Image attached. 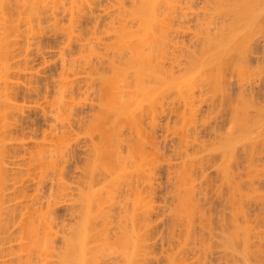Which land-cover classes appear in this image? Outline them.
<instances>
[{
	"label": "bare ground",
	"instance_id": "obj_1",
	"mask_svg": "<svg viewBox=\"0 0 264 264\" xmlns=\"http://www.w3.org/2000/svg\"><path fill=\"white\" fill-rule=\"evenodd\" d=\"M65 1L66 0H12V1L11 0H0V78H2V81H3V79H5V81H7L6 79H8L9 76H11V75H12L11 76L12 78H13V76H16V77H18V79L21 76H24V78L25 77H27V78L31 77L32 78V74L27 72L29 70L30 66L34 65L32 63H34L35 59H37L40 56L45 59L44 54H47L50 52V51L44 52V50H43V52L41 51L42 53H40V54L37 52H36L37 54L35 53V47H36L37 51L42 50L43 46H41V44L45 43L42 41L43 40L46 41L45 35L43 32V30H45L46 28L43 26V22L46 23L48 21V23H49V22L53 21L54 22L53 24H55L54 25L55 28H57L59 26L58 28H60L61 31L64 32V34L66 35L67 43L68 44H76V46L79 47V49H80L79 53H78L79 59L74 58V59H70L68 61L65 57L63 58V62H64L62 65L63 71H62V73L60 72L59 77H61V78H59V86H58V89L56 92V96H55V98H53L54 100L52 101V104H51L53 107L50 106L51 108H53V111H54L53 113L55 114V118L53 116L54 115L53 113H52L53 115H51V116H53L54 120H58L60 123L62 122V124H63V121H65V120H71L72 115L74 114V109L79 107L78 106L79 104L82 105V102H83L81 100L82 97L83 98L85 97V99H86V93L87 92L85 93L84 91H87L88 89L86 88L87 90L86 89L84 91L79 90L80 92H77L78 90L77 91L75 90V88L73 87V84L68 83V81H70V80L68 79L69 77L67 78L68 72H66V70H70L74 73L76 66H80L76 72H79L82 69L84 71H86L88 69V67L92 68V66H94L96 64V62H97V64H100V61L103 59V57H102L101 53L96 49L95 45H93V44H95V42H102L103 40L102 41L98 40L94 36L89 37V38L85 37V39H84L81 32L82 33H83V31H84V33L87 32V35L88 34L95 35L97 32L100 33L101 30L97 31V29H99L101 25L99 24L100 26L98 28V24L97 25H95V24L98 23L99 18L102 21L103 20L105 21V17L106 18L109 17L111 19V22L109 24H107L105 27H107V29H106L107 32L111 33V35L113 34L112 35L113 38L111 37L113 39V41H111V43H109V45H111V49L113 50L112 51V53H113L112 57H110V59H109V68H110L109 74L110 75L107 76L108 73H106V75H105L106 77H105L102 74H100V72H97L99 69L91 70V72L92 71L97 72L98 79L100 81V85H103V88H104V89L102 88L103 90L100 89L101 91L99 90L98 93L101 94V92H102L103 96H102V102H100L101 100L100 101L96 100V101H98V106L97 105L96 106L99 107L97 109V112H95L96 110L93 109V111L96 114L90 115L91 118L87 119L89 122H86L87 120H85L86 125L84 127L82 126L83 128H85L86 131H88V133L93 129H94V131H96L95 128L97 129V131L99 130L98 131L99 132L98 137H100V139L98 140L99 143L97 145L95 143H93V140H91L92 144H93L92 145L93 146L92 147L93 153H92L91 157L89 156L90 158H88V157H86V158L88 159V161H91L92 157H93V159H92V163L90 164V169L88 166L89 172H87L85 174V172H83L84 170L82 171V173L84 175L81 174V176H85V177H83V178H85L84 181L81 180L83 182H81V181L79 182V184L81 183L80 185H82V189H80L81 186H78V184H77V186H78L77 188H79V189H77L76 187L68 185V183L66 184V180H64L65 177L67 179L69 177L67 174H66L67 175L66 176L63 173V171H64L63 164H64V162L67 161L66 157L68 155H66V154L68 153V149L71 148V147H68V145L69 146L71 145L68 141L72 139V138L68 137V134H70V133L66 134L64 131H63L64 133L62 131L61 132L58 131L60 133V135L59 136H56L57 134L54 135L57 138L54 140L53 144L51 143L52 147L45 148L46 147L45 146V147H43V150L39 151V153H35V151H34V153L38 156V157H36V159H38L37 161H39V165L36 162H35L36 164H34V166L38 165V167H39L38 168L36 166V168H38L39 170L37 171V169H36L38 174H35L38 176L37 178L39 180L37 182V184L35 183V186L37 187L36 188L37 189L36 194H39V193L41 194V192L38 189L40 186H42V183H43V187H41V188H43V189L46 188V190H47L48 185L45 183V181L47 178L46 182H48V180H50V177H51V175H50V177L48 176L49 173H47V172H49V171L53 172L54 171L56 177L53 175L54 172L52 173V175L55 177V180H54V177L53 176L52 177H53V181L57 180V182H55V183H57V185L54 184V182L50 181L53 183V185L50 188L51 185L49 184L50 185L49 189H51V191L49 190V192H50L49 194L53 195V197L55 199L53 197H52L53 199L48 198L49 200H47V203L45 202V204H47L46 209L41 208L43 210H41L39 208V206H37V204L33 203V202H37V199L39 197L44 198V196H39L40 194L37 196L35 194L36 196H34V197H36V198L38 197V198L36 199V198L32 197L33 199H32V201H30L31 202L30 205H28L29 203L27 202L28 204L25 207V209H27L26 212H24L23 210L20 212L23 215V217L21 218L22 220L20 222V225L18 224L20 228L17 227V228H19L18 230L20 231V233L17 235L16 233L18 232V230H16L17 231L16 233L13 231V233H15V236L20 235L19 236L20 240L18 238H16L17 236L15 237L17 240L20 241V242H17V244H19V243L20 244L19 245L16 244L19 247L18 248L15 247L14 251H16V252H17V250H20V251L17 253V256H14L15 253H14V251H13L14 254L12 253V248H9V249L11 250V253L13 254V256L17 257L16 258L17 261L14 259L15 262H17L16 264H48L49 260H50V264H53V263L54 264H103L102 262H105V261H102V260H104L106 257L109 258V256L111 255L108 262L112 261L113 257H114L112 255H115V254H117V256H118L117 257L118 259H116V257H115V259L118 261L116 262V260L114 259L115 262L114 263L110 262L111 264H142L141 263L142 260L139 263V258H140L139 255L140 254L141 255L146 254L143 251H141V249L143 250L142 247L145 248L144 251L147 250L146 248H149V250H150V248L152 247V246L151 247H145V245H144V243H145L144 240H145L146 236L149 235L148 230L151 231V227L153 228V230L158 228V227L154 228L155 224L153 225L154 227L151 225L149 228L148 224H150V223H146L149 220V218H147L148 219L147 220L146 217L147 216L149 217V214L151 215L150 210L152 209V205H154V203L151 202L153 204L150 205V203L148 202L149 204H147V200H145V199L147 197L149 198L148 195H150V194H147V192H144L143 189H140V188L138 189V187H137V186L140 187L141 183L137 185L136 182L139 183L138 180H140V181L143 180L142 178L144 177V174H146V175L149 174V175H147V177L149 176V178L151 177L150 174H156V176H154L156 178L155 180L153 179L154 177L150 179V180H154V182L150 181L149 178L148 179L144 178L145 182L149 183V181H150L151 184L152 183H154V184L158 183L156 180L161 181V179H159L160 175L157 176V174L164 175L162 171H164L165 169H166V171H165L166 174H168V175L171 174V178H173V176H174V178H175V182H174L175 185L174 186L176 187V190L173 188L174 189L173 192L174 191L176 192V193H174V195L176 197L174 195L173 196L170 195V196L175 197L174 199L172 198V200H176V201H174V204L176 202V206L174 205L175 206L174 207L173 204L172 205L170 204L169 207H171V206L174 207L173 211L175 209L174 212H175V216H176V221L178 219V220H181L182 223L183 222L185 223L186 231H185V227L182 224L185 233H183L184 234L182 236L183 239L180 237V241H181V239L182 240L185 239V240H187V242L190 240L188 243H191V241L195 239L194 236L196 237V235H197V233L195 232V229H194L195 227L193 228V226H195L198 223L200 225H202L200 222H197L200 220H194V222L196 221V223L194 225L193 219L194 218L200 219L198 217L199 216L201 217L203 214L206 213V210H205V213H203L204 209H205L204 207H202V205L204 204L203 203L204 201L202 202L203 204L200 203L201 200H199V197H198L199 193H197V191L199 189H201L203 187V185H204V190H202L203 189L202 188L201 191H205L206 183H208L207 179H206L207 182L205 181V175L202 174V168H204L203 167L204 164L207 163V165L210 164V166L215 167L216 174L217 175L219 174V177L222 180L221 186L220 187L216 186L217 192L219 193V195L222 191L225 194L224 190L226 188L224 190L222 189L224 187H227L229 193L234 194L231 197L230 195H232V194H229L228 191L226 190L227 195L229 194V197L226 198L227 201L225 200V198L223 196H221V195L219 196V198L220 197L224 198L226 203L225 202H223V203H225V204H227L228 202L231 203V201L233 200L232 201L233 203H231V204H234L232 206V208L235 207V205L237 204V203H235L236 199H238L237 201H239V199L242 198V201L244 203L246 200H249L250 196H252V197L254 196L253 195L254 191L256 194L259 193V192H256L257 187H256L255 183L257 182L256 180L259 178L260 174H258L256 172L260 168L264 172V170H263L264 168H262V167H264V164L263 165L261 164L262 167H260L259 169H258V167H259V165H258V167L255 168L258 170H255L254 168H252V167H255V166H253L254 165L253 162H251L250 164L247 163V164H249V165H246L248 167L247 169H249L247 171V173H249L248 174L249 177L252 176V178H253L252 182L254 181V183L252 184L253 185L252 187H256V188H254L255 189L254 191L251 190L252 188L249 189L250 191L248 190L249 193H251V191H253V192L250 195H249V193H247L249 195V197L245 201L243 200L242 195H241L242 197L240 198L239 197L240 195L237 196L235 194L238 193V191L242 190V189H240L241 186L243 188L244 183L246 182V180L248 181L249 178L245 177L247 179H245L244 183H241V181H238V180H240V178H242V176L238 175L239 171H238V173L237 172L235 173V171L233 169H235L234 166L238 165L236 163H239V162H236V160L238 159L237 158V152H238L237 150H240L239 147L241 148V150L244 149V152L247 153L246 156L249 157V159L251 157H253L252 155H253V153H255V148L259 143V138L257 136L258 135L262 136L263 132H261L258 135L256 132L255 135H257V136L253 135L252 133H255V130L253 131L252 128L255 129V127L257 125H252V123L253 122L255 123V121H256L255 118L257 116L259 118L260 114H257V116H255V118L253 117L252 120H255V121H252L250 119V117H251L250 111L251 110L249 111L246 109V111H245L243 108H240L242 106H239L240 109L236 108L239 105L238 101L231 102L232 100L228 99L229 94L228 95L226 94L228 97L226 95H224L225 94L224 93V86H225V84H224L225 80L224 79L225 78L223 77V74L226 73L224 71L225 68H226V70H227V68L229 69V66L233 63L235 64V66L238 67L237 61L233 60V58L237 59L235 57L236 51L239 52V48L241 49V47H243L245 41H247V39L252 38L250 35L254 34L255 30L260 29L259 25H261L262 20L264 21V0H67L66 2L68 3V7L66 8V13L69 14L68 16L70 17V22L66 26H63V25L60 26L59 21L61 19L59 21H57L59 15L57 16V14H56L57 18L55 16H53V18H50V17H48V15H46L47 13L44 14L43 12L45 11V9L49 8L48 7V8L44 9V7H46L49 3L50 4L52 3V5L54 7H56L55 5L61 4L60 9H62L63 8L62 4ZM199 1H200V4L201 3L203 4V5L201 4V8H199L200 4L197 7V4L199 3ZM57 10L55 12H57ZM60 13H58V14H60ZM188 15H190L189 18H188ZM224 16H227L226 17L227 20H226V22H221V21L225 20ZM51 17H52V15H51ZM220 18H222V19L224 18V20H222ZM218 19L221 21H219ZM66 20H68V19H66ZM102 21H100V22H102ZM189 22H190V24H191V22H193V24L195 22L194 26H192V27L196 28V29L194 28L195 32L193 31V33H192L191 30H193V28H191V30H190V32L192 34L189 33L190 26L187 28V26L189 25L188 24ZM262 24H264V22ZM87 26H90V27L92 26V28H88ZM263 27H264V25H263ZM43 28H45V29H43ZM58 28H57V30L59 31ZM79 29H81L82 31ZM52 30H55V29H52ZM261 30H262V28H261ZM50 31H51V29H50ZM263 31H264V29H263ZM103 32H105V31H103ZM56 33H58V32L56 31ZM99 33L97 34V37L99 36ZM47 34H48V31H47ZM249 36H250V38H249ZM262 36H263V33H262ZM189 37H190L189 42H191L190 43L191 46H190V44L187 45V42H188L187 40H186V42L184 40V38L187 39ZM90 38H92L94 40H91ZM179 39H182V40H179ZM84 40H86L87 42H83ZM105 41H106V39H105ZM240 41H241V43H243L242 41H244L242 46H239ZM254 42H255V39H254ZM254 42L252 41L251 44L254 45ZM45 44H47V43H45ZM252 45H250V46H252ZM44 46H46V45H44ZM103 46H104V44H103ZM106 46L107 45H105V47ZM250 46L247 45V47H249V48H250ZM47 47H49V46L47 45ZM88 47H89V50H88ZM191 47H193V48H191ZM252 48H253V46H252ZM252 48L250 50H252ZM86 50H88L87 55L85 53ZM255 50H256V47H255ZM257 50H259V49H257ZM262 51H263V49H262ZM244 52H246V50ZM38 54H39V56H36ZM92 54L95 55V61L96 62H94V60L90 59V55H92ZM181 54L182 55L185 54L186 59L184 58L185 56H182ZM239 54H240V52H239ZM32 55L34 57H32ZM180 55L182 56L181 57L182 59H180ZM245 55L247 56V54H245ZM245 55H243V56H245ZM250 55H251V53H250ZM240 57H241V55H240ZM183 58H184V63H183ZM250 58H251V56H250ZM11 60L13 62H11ZM231 61H233V62L230 63ZM239 61L240 60H238V62ZM243 61H245V60H243ZM228 62L230 63L229 65L227 64ZM180 63L181 64L183 63L184 65L183 64L180 65ZM226 65H228V67ZM96 66L99 67L98 65H96ZM181 66H184V67H181ZM262 66H264V65H262ZM240 67H242V66H240ZM259 67L261 68V66H259ZM93 68H95V67H93ZM230 68H231V66H230ZM232 68H235V67H233V65H232ZM236 69H238L237 72L239 73V71H240L239 69H242V68L238 67ZM236 69H232V70H236ZM245 70L247 71L246 68H245ZM257 70H259V69H257ZM232 72H234V71H232ZM251 72H253V71H251ZM241 73L239 75H241ZM92 76H94V75H92ZM228 76H229V74H228ZM11 77H10V79H11ZM240 79H241V77H240ZM28 80L30 81L31 79L29 78ZM5 81H3V83ZM8 81H10V80H8ZM8 81L5 82L6 84L4 83L3 86L0 85V89H1V86L3 87V90L5 88L4 91L7 92L6 94H10L9 96L14 97V99H16L18 97L21 98L20 93H21V95H23L22 93L24 92V90L21 91L23 88L21 89L20 87H17L16 82L15 81L12 82L13 80L10 81V84ZM27 81L25 80V82H27ZM226 81H227V79H226ZM229 81H227L226 83H228ZM243 82H245V81H243ZM0 83L2 84L1 81H0ZM7 84H9V85H7ZM33 84H31V85L34 86ZM228 84H226L227 87L230 86ZM4 85H6V86L4 87ZM80 87L81 86L78 85L76 88L79 89ZM89 87H91V86H89ZM100 87H102V86H99V88ZM36 88H38V87H36ZM36 88L34 90H36ZM69 88L71 89L70 92H69ZM242 88H244V86H242ZM90 89L91 88H89V90ZM228 90H230V89H228ZM4 91H1V93ZM5 92L2 94V96H5L4 95ZM66 92H68V94H67L68 97L70 94L71 99L70 100L68 99L69 101L68 100L65 101L66 97H67V96L65 97ZM246 92H248V91H246ZM1 93H0V97H2ZM229 93H230V91H229ZM35 95H34V97H35ZM98 95L96 94V97ZM223 95L226 97H224ZM248 95H249L248 97H249V101H250L251 100L250 98L252 96L250 97L251 94H248ZM242 96H240V98L239 97L238 98L242 99L243 98ZM8 97L6 95V97H5L6 100L4 99V101H0V118H1V120H3V119L5 120L4 123L7 122L4 125H2V124L0 125V233L3 232L5 229V222L7 221V218L9 221L10 220L9 216L10 217L14 216V214L18 215L15 213L17 204L15 205V208H14L13 204H12L13 207L9 206L10 204L6 205V207L7 206L9 208L12 207L10 210H6V208H5V203L9 200L8 197H6L9 193L5 194L6 193V187H8V185H9L8 180L11 179V176L14 177V175H12V174L10 175L7 168L5 166H3L4 155H5V153H9V150H10L9 148L11 146L10 145L8 147L6 145V139L7 138L16 139V137H17L15 134L16 131L18 129H20V127L24 128V126H21L20 124L18 125L16 123H15L16 126H13L14 122L12 123V119L14 117H15L14 119L17 118L16 114H18L17 111H19L18 109L20 107L16 104L12 103V100H13L12 97H11L12 98L11 101H10V97L9 98ZM64 97H65V100H64ZM96 97L94 99H96ZM98 97H101V96H98ZM208 97H209V100H211L210 97L219 98V99H223V97H224V99L227 98V101L230 100L229 102H227L225 100V102H227V103L231 102V103H237L238 104V105L237 104L231 105V107L234 108V109L231 108L234 111V112L231 111V113H234L235 115L231 114L232 117L231 116L230 117L232 118L231 119L232 121H234L233 118H235L234 124L236 126H238L240 130H238L237 127L235 129L231 128L233 126L232 121H228V120L227 121L231 123V124L230 123L229 124L232 125L230 128L233 129V131H235L237 129L236 132H237V134L239 133V135L234 133V135L232 137V136H230L232 132L230 134H227V131H229V132L231 131L228 128L230 126L229 125L227 127L228 128L227 131H225L226 129L224 130V132L226 134V135L224 134V136L221 133L223 131V130L221 131L222 128L221 129L219 128L220 132H217V131H219L217 128V130L216 129L212 130V132L214 130L216 131V133H215V131L213 132L216 134V136H215V134L212 133L213 136H215V137H212L213 139L211 138V139H209V141H205L204 138H203V140L199 139L202 137H198L196 129H197V127L199 128L200 125H201V127H203L205 125H202V121H201L199 123V126H198V118L201 117L202 115H205L202 112V110L204 111L206 109H208V110L212 109V108H210V109L208 108L209 106L207 105V101H206V100H208ZM49 98H51V97H49ZM77 98H78V100H76ZM246 98H247V96H246ZM171 99L172 100L174 99V102H176V100H178L177 101L178 103H179V101H182L183 102L182 105L184 107L182 110V107H181L182 105L178 106L180 104H178L176 102V104H178L176 106L178 108L181 107L182 111L179 110L180 112H177L176 111L177 107H176V110L174 109L177 112L176 113L177 115H175L176 116L175 118H177V120L175 123L173 122L174 124L169 123V118L171 117L170 112L174 111L172 109L175 107L173 101H172V104L170 103L171 109L168 106ZM0 100H3V99H0ZM168 100H170V101H168ZM211 101H212L211 103L209 101L208 102L210 104L215 102L214 99ZM216 101L218 102V99H216ZM47 102H49V101H47ZM182 102H180V103H182ZM50 103H51V101H50ZM203 103L206 104L207 108L205 107V105H204V109L200 108L201 104H203ZM221 103H222V100H221ZM254 103H255V101H254ZM214 104H216V103H214ZM166 105L170 110V112H168L167 114L165 113V111L167 109V108H165ZM47 106H49V105L47 104ZM215 106L220 107L221 105H219V106L214 105L212 110H214V108H216ZM224 107H226V106H224ZM249 107H251V106H249ZM222 108H223V106H222ZM255 108H257V107H255ZM221 109H219V110H221ZM257 109H261V108H257ZM47 110H49V109H47ZM241 110H244V112L249 111L248 114H250V116L247 113H246L247 115H245V114L243 115L244 112L242 111L243 112L242 113ZM221 111H220L221 113H224L223 110H221ZM211 112L208 114H211ZM220 112L218 114H220ZM201 113H202V115H201ZM214 113L217 114V108H216V111ZM43 114H45V113H43ZM48 114H50V112ZM213 114L211 115V118L212 117L215 118L213 116ZM263 114H264V112H263ZM215 116H218V115H215ZM246 116H249V119ZM45 118H49V116L45 117ZM173 118L174 117H172V119ZM206 118H207V116H206ZM209 118H210V116H209ZM217 118L218 117H216V119ZM9 119H11V121H9ZM73 119L76 120L75 116ZM172 119H171V122H172ZM1 120H0V122H1ZM200 120H204V118L201 117ZM207 120H208V118H207ZM23 121H25V120L23 119ZM30 121L31 120H29V122ZM206 121L204 120L203 122H206ZM208 121L210 122V120H208ZM77 122H80V124L83 123L81 121H77ZM263 122L261 123L262 126L264 124ZM55 123H56V121H55ZM65 124H63V127H65L64 126ZM145 124L147 125V127H145ZM203 124H205V123H203ZM209 124L210 125L213 124L212 120H211V123H209ZM210 125H207V126H210ZM260 125H258V126H260ZM26 126H28V125H26ZM52 126H54V125H52ZM217 126H218V123H217ZM252 126H255V127H252ZM22 128H21V130H22ZM53 128L55 129V126ZM58 129H61V128L58 127ZM259 129L261 130V128H259ZM199 130H201V129L199 128ZM256 130H257V128H256ZM55 131H57V128L55 129ZM97 131H96V134H97ZM210 131H211V129H210ZM238 131H240V132H238ZM161 132H163V135H164V133H166V135H165L166 141H168L170 139V136H173V135H174L173 137H176V138H174L175 140L171 137L172 139H170L169 142L171 140H174V141L178 140V144H175L176 146L177 145L178 146H177V148H174L173 151L175 153H177V155L180 156L179 158L181 159V162L178 161L179 163L178 162H177L178 164L175 163L176 165L173 164L174 163V162H172L173 159L170 158V156L164 155V153L162 152V150H163L162 146H164V145H162L160 142H163V140L159 141V139H158ZM86 133L87 132H85V134ZM209 133L211 134V132H209ZM54 134H55V132H54ZM21 136H22V134H21ZM253 136L257 137L258 140H257V138L255 139V137H254V139H255V142H254ZM90 137H91V134H90ZM191 139H192V141H191ZM160 140H161V138H160ZM165 140H164V142H165ZM244 141H247V143H243ZM260 141H261V139H260ZM169 142H168V144L165 142L167 144V146L169 145ZM190 142H191V144H194V146H195L194 147L195 149L193 148L194 150L191 149L193 151L191 153H189L190 151L187 150L188 149L187 146L189 145ZM262 142H264V141L262 140L260 142V145ZM255 143H257V144H255ZM147 146H149V149L151 151H147L148 150V149H146V148H148ZM176 146H174V147H176ZM16 147H18V146H16ZM38 147L40 149H42L41 146H38ZM67 147H68V149H67ZM171 147H173V146L171 145ZM190 147L191 146L189 145V149H190ZM263 147L264 146H262V148ZM39 148H37V149H39ZM122 148L123 149L126 148V150L124 149L126 152ZM166 148L168 149V147H166ZM11 149L13 150V148H11ZM6 150H8V152ZM169 151L173 152L172 149ZM169 151H168V153H169ZM263 151H264V148H263ZM34 153L31 154V157H32V159L35 160ZM70 154H72V153H70ZM240 154L238 155V157L240 156ZM169 155H170V153H169ZM177 155H176V157L178 158ZM215 156H218L220 158L216 159L217 157H215ZM242 156H243V154H242ZM180 159H178V160H180ZM34 160H32V161H34ZM240 160H242V158ZM254 160L256 161L257 159H254ZM29 161H30V159H29ZM249 161L250 160H248V162ZM7 162H8V160H7ZM161 163H162V165H161ZM259 163H261V162H259ZM239 165H238V167H239ZM85 166H87V165H85ZM162 166H163V168H162ZM205 167H206V165H205ZM160 168H162V170ZM88 169H87V171H88ZM250 169H252V171ZM198 170L201 172L200 176H203V179H204L203 180L204 182H202V184H201L202 186L197 184L196 181L194 182L193 179H192L193 181L191 180V178H194V176H195L194 174L199 172ZM203 170L205 172V169H203ZM262 171H260V172H262ZM252 172L253 173L255 172V173L251 174ZM243 174H245V173L243 172ZM257 174H258V177L256 176ZM261 174H262V176H260V179H258L259 181H263V179H264V173H261ZM30 175H32V174H30ZM210 175H212V174H210ZM21 176H25V175L23 174ZM21 176L19 175V177L17 176V178H20ZM254 176L257 177V179H255ZM48 177H49V179H48ZM73 177H71V178H73ZM164 177L166 178L167 176L164 175ZM197 177H196V179H198ZM206 177H208V176H206ZM37 178L35 176V179H37ZM83 178H81V179H83ZM171 178H170V180H171ZM208 178H210V176ZM261 178H263V179L261 180ZM22 179H23V177H22ZM13 180H16V179L12 178V182H13ZM18 180H16V183L18 182ZM78 180H80V179H78ZM170 180H168V178H167V181L170 182L171 185H173L174 183H171L172 180L171 181ZM27 181H28V179H27ZM214 181H216V180H213V182ZM250 181L251 180H249V182ZM9 182H11V180ZM165 182H166V180H165ZM249 182H248V184H249ZM14 183H15V181H14ZM44 184H45V186L47 185V187H45ZM170 184H168V187H173V186H169ZM246 184L247 183H245V185ZM257 184H258V182H257ZM54 185H55V187L57 186V188H53ZM135 185H137V186L135 187ZM158 185H159V183H158ZM160 185H159V188H161ZM163 185H164V183H163ZM163 185H162V187H163ZM212 185H213V183H212ZM28 186H31V184ZM144 186H143V188H144ZM146 186L154 187L153 185H150V184H147ZM165 186L167 187V185H165ZM207 186H206V188H207ZM250 186L248 185V187H250ZM23 187H25V186H23ZM66 187H69L67 189H70L72 187L78 191L81 190L80 192L77 191V197H75L76 195H73L76 198L75 200L71 194H67L69 190L67 191V193H65ZM155 187H156V184H155ZM155 187H154V189H155ZM52 188L57 189V190L56 191L52 190ZM246 188H247V186H246ZM43 189H41V190H43ZM156 189H157V187H156ZM156 189L154 191H156ZM171 189H170V191H171ZM214 189H216V188H214ZM16 190H15L13 195H17ZM73 190H70L69 193L71 192L73 194ZM139 190L141 192L143 191L144 192L143 194H147V196L145 195V198H144L142 193ZM149 190H150V192H152L153 188L152 189L148 188V191ZM129 191H131V193H132V195H131L132 199L129 197L130 195L127 196L128 195L127 192H129ZM158 191L160 192V189ZM201 191H200V193H201ZM245 191H247V189ZM43 192H45V191H43ZM157 192L155 193V195H157ZM206 192H208V190ZM242 192H243V190H242ZM74 193H76V192H74ZM152 193H151V196L149 199H152L151 197L154 196V195H152ZM20 194H24V196L26 195L25 192L20 193ZM65 194H67L66 200H68V197H69L68 195H71L73 197V200L72 199L69 200L71 202V207H72V208L70 207V209L74 210V212L76 213L75 221H72L74 218L73 219L71 218V222H72L71 224H69L70 221L68 219L69 227L66 226L67 222L64 219L63 220L66 223L65 224L61 223L62 217L57 218V216L60 212L57 209L62 210L60 208V206H62V207L63 206L66 207V205L70 206V204H69L70 202H68V201H67V204L65 205L66 201H64V199L62 200V201H64V203H62V205L60 204L62 202V201H60V198L64 197ZM118 194L119 195L123 194L119 200H121V198L123 197L122 201L124 200V202H126V203L128 201V204H130V206L132 207L130 209V207L127 206L128 204L125 207L126 208V211H125L126 214H125L124 219L127 218L130 221L129 223H131V225L128 222H126V223H128V225H130L129 227L126 224L125 225L122 224L123 221L121 222V218H122V216L124 217L125 212H122L121 213L122 215L120 214L121 218H118L119 216H116L114 213H112L113 215L110 214L111 213L110 209L112 210V208L116 205H121V202L119 204V201L117 200V198H119ZM166 194H167V192H166ZM238 194H241V192H239ZM13 195H12V197H14ZM42 195H44V194L42 193ZM55 195H56V197H55ZM159 195H160V193H159ZM196 195L198 198L196 197ZM227 195H225V196L227 197ZM261 195H263V194H261ZM236 196H237V198H236ZM155 197L156 196H154V198ZM158 197H160V196H158ZM195 197L197 198V200ZM244 197H245V195H244ZM255 197L256 196H254L253 198L255 199ZM259 197H260V195L258 194V199L260 201H264V199L262 200V199H260L261 197L260 198ZM262 197L264 198V196H262ZM14 198H15L14 199L15 201L18 199V197H16V196ZM222 198H221V200H223ZM253 198H250V199H253ZM127 199H129V200L131 199V200L129 201ZM149 199H148V201H149ZM155 199H159V198L156 197ZM155 199H154V201H155ZM169 199H170V197H169ZM5 200H7V201H5ZM160 200H158V201H160ZM253 200L252 201L250 200V201L253 202ZM151 201H153V199ZM39 202H40V200H39ZM210 202H211V200H210ZM247 202H249V201H247ZM18 203H21V201ZM58 203L60 204V206H57L58 208H56V205ZM126 203H124V204H126ZM33 204H36L37 207H34L35 205L33 206ZM124 204H122L123 207H120V206H118V207H120L121 209H124ZM239 204L242 205V202L239 201L237 205H239ZM244 204H243V209H245V207H246V206L244 207ZM165 205H164V207H165ZM237 205H236V207H237L238 211L235 210L234 208L233 209L235 211H233V209H232V211L234 212V215L236 214V216H237L239 214L241 217L242 214L243 215L246 214L245 212L238 213L239 207ZM246 205H248V204L246 203ZM23 206L24 205L19 206V207L23 208ZM149 206H151L150 209H149ZM158 206L160 207L161 205H158ZM203 206H205V205H203ZM8 207H7V209H8ZM65 207H63V210L65 209ZM127 207H128V209H127ZM229 207H231V206H229ZM229 207H226V208L229 209ZM18 208H17V210H18ZM66 208L68 209V206ZM260 208H262V207H260ZM113 209L114 210H112V212L117 210V208H115V207ZM139 209L140 210L145 209L146 214L144 213L143 210L140 211V213L145 216V220L141 214L139 217V212L136 213V211L137 210L139 211ZM153 209H154V206H153ZM200 209H201V211H200ZM243 209L241 207L240 211H242ZM247 209H249V211H250V208H247ZM253 209H254V207H253ZM17 210H16V212L18 213ZM54 210H57V213L55 212L57 215L54 214ZM72 210H71V212H72ZM118 210H120V209H118ZM158 210H159V208H158ZM166 210H169V209L166 208ZM223 210H225V209H223ZM245 210H243V211H245ZM19 211H20V209H19ZM151 211H153V210H151ZM169 211L171 212V215H172L171 218H174L173 217L174 213L172 212V209H170ZM207 211H208V209H207ZM230 211H231V209L229 210L228 214H230ZM251 211H252V209H251ZM22 212H24V213H22ZM71 212H70V216H72V214H74L73 212L71 214ZM147 212H149V214ZM161 212H162V209H161ZM161 212H159V213H161ZM233 212H231V213L233 214ZM62 213H63V211H62ZM65 213H66V211H65ZM115 213L117 214L119 212H115ZM4 214H7L6 216H8V217H4L5 216ZM152 214H154V211L152 212ZM196 214H197V216H196ZM198 214H199V216H198ZM209 214H210V212H209ZM160 215H162V214H160ZM247 215L249 216V214H247ZM74 216L75 215H73L72 217H74ZM112 216H113V218H112ZM154 216L156 218V216H158V215L154 214ZM154 216L153 215L150 216L151 219ZM208 216L209 215H206V217H208ZM211 216L213 217V215H211ZM15 217H17V216H15ZM141 217H143V220L145 221V223H144L145 227L147 224L148 225L147 227L149 228L148 229L146 227L148 229V230H146L148 235H146L147 233L145 234V232H144V235H146L144 239L142 237L143 234L142 235L140 234V232L145 231L141 227L142 223L144 222V221H142V219H140ZM116 218L119 219L118 223H116L117 222ZM165 218H166V216H165ZM202 218H203V216H202ZM204 218H205V216H204ZM208 218L204 219L205 222L207 220V226H208V221H210V220L213 221L212 220L213 218H211V219L209 218V220H208ZM217 218H219V217L217 216ZM237 218H239V217H237ZM12 219H13V217L11 218V220ZM17 219H18V217H17ZM124 219L122 218V220H124ZM225 219L229 220L230 218L225 217V218H221V220L220 219L219 220L217 219V220L221 221V222L223 220L224 224H222V223L221 224L224 226L225 225V222H224ZM111 220H113V223H115L116 226H114L113 223H111L112 222ZM114 220H116V222H114ZM168 220L170 221V219H168ZM174 220H175V218H174ZM230 220H232V222H233L234 217H233V219H230ZM235 220H234L235 225L233 223L230 224L229 223L230 221L225 220L226 222H228L227 225L228 224L232 225V227L229 226L231 229L228 228V226L227 227L225 226L226 230L222 236V239L223 238L226 239V241L224 240L225 241V245H224L225 248H227L226 246H232L233 242H235V240H236V242L238 240H241V242L243 241V244L246 245V241H249V238H250L249 236H252V234L249 230L250 228H244V226L241 227L240 225H238V223H236L238 219H235ZM261 220H259V222L264 221L263 219H261ZM138 221H140L139 222L141 224L140 226L138 225L139 224ZM218 221H216V222L213 221V222L217 223ZM149 222H150V220H149ZM166 222H167V220L165 221V223ZM213 222H211V225L213 224ZM155 223H158V222L156 221ZM162 223H164V222H162ZM7 224H6V226H7ZM13 224H11V225H13ZM109 224L113 227L112 230H110L111 228L108 227V226H110ZM203 224H204V222H203ZM251 224H253V222ZM11 225H9V226H11ZM57 225L58 226L61 225V227L59 226L60 229H56L57 231H55L54 228H56V227L58 228ZM205 225H206V223H205ZM54 226H56V227H54ZM203 226H201L200 228H202ZM209 226H210V223H209ZM209 226L207 227L208 229H209ZM213 226L214 225H212V227ZM217 226H218V223H217ZM219 226H220V224H219ZM219 226H218V228H219ZM263 226H264V224H263ZM220 227H222V226H220ZM246 227H248V226H246ZM8 228H10V227H8ZM8 228L6 227V231H4V232H7ZM141 228L143 231L141 230ZM172 228H173V226H172ZM227 228H228V230H227ZM210 229H211V226H210ZM212 229H211V231H212ZM111 231H112V233H111ZM168 231L170 232L172 230L170 229ZM173 231H174V229H173ZM184 231H182V232H184ZM193 231L195 232L196 235L194 234ZM248 231L250 233H248ZM11 232H12V230H11ZM11 232H8V233L10 234ZM151 232H153V231H151ZM154 232H155V230H154ZM205 233L208 234L207 231H205ZM5 234L7 236L6 238H10V237H8L9 234L8 235H7V233H5ZM152 234L153 233H151V235ZM166 234H165V236H166ZM202 234H204V232L203 233L201 232V235ZM153 235H152V238H154ZM156 235H155V237H156ZM169 235L171 236V234H169ZM180 235H182V234L180 233ZM180 235H178V236H180ZM198 235H197V238L199 237V240H200L201 235L200 236H198ZM2 236H4V235H1L0 237H2ZM9 236H11V235H9ZM150 236H149V238L147 237V239H151ZM192 237L194 239H192ZM205 237L206 236H204V238ZM4 238H5V236H4ZM11 238L13 239L14 235ZM171 238H173V237L171 236ZM1 239L2 238H0V240ZM9 240L10 239H8V241H7V239H6L7 242H9ZM17 240H14V241H17ZM205 240H207V239H205ZM205 240L203 242H207ZM1 241H2V243L6 242L5 239L1 240ZM220 241L221 240H219V242ZM187 242L185 241V243H183L182 245H185ZM199 242H201V245H202V243H203L202 240ZM209 242H210V239H209ZM226 242H227V244H226ZM6 243L4 245V248H2V249H4V251L2 250V253L4 252L5 254L9 255L11 253H9V252L6 253V251H5ZM59 243H60V245H59ZM146 243H149V242L146 241ZM150 243H153V242L150 241ZM3 244H1L0 246H3ZM56 244H58L59 246ZM178 244H179V242H178ZM178 244L176 246H179ZM217 244H218V242H217ZM149 245L150 244H148V246ZM156 245L157 244H155V247H156ZM163 245L165 246V244H163ZM247 245H248V243H247ZM263 246H264V244H263ZM160 247H161V244H160ZM259 247H261V246H259ZM180 248L182 249V247H180ZM183 248H185V247H183ZM201 248H202V246H201ZM211 248L212 247H210L209 249L212 250ZM234 248H235V246H234ZM250 248H252V245H251V247H248V249H246V250H250ZM0 249H1V247H0ZM152 250H154V249H152ZM152 250H150V251L152 252ZM186 250L188 251V249H186ZM229 250H231V249H229ZM263 250H261V251L263 252ZM140 251L142 253H140ZM204 251L206 252L207 248ZM146 252H147V254H149L148 253L149 251H146ZM252 252H254V251H251L250 256H252ZM182 253H184V251ZM0 254H1V252H0ZM206 254H207V252H206ZM246 254H248V253H246ZM1 255H0V257H1ZM4 255H3V257H4ZM178 255L180 258L181 257L180 252L178 253ZM257 255H258V253H257ZM176 256H177V254H176ZM184 256L182 257L183 259H181L182 261L184 260ZM204 256H206V255H204ZM5 257H7V256H5ZM8 257H11V255ZM14 257H11L10 260ZM51 257L53 259V263H51V261H52ZM147 257L151 258L152 256L147 255ZM147 257H145V258L147 259ZM56 258H57V260H56ZM150 258H149V260H150ZM173 258L175 259V257H173ZM4 259L0 258L1 261H3ZM146 259H144L145 263H143V264L147 263L145 261ZM149 260H147V261H149ZM176 260L177 259H175V261H173V264H175L174 262H177ZM181 260L178 259L179 262ZM1 261H0V264L2 263ZM54 261H56V262H54ZM170 261H172V258L170 259ZM170 261H169V263L166 262V264H170ZM182 261L180 264H182ZM12 262L13 261H11V263ZM106 262H107V260H106ZM262 262H264V261H262ZM3 263H5V260L3 261ZM148 263H150V262H148ZM243 263L249 264L248 261H246V263L243 261ZM196 264H198V263H196ZM202 264H204V263L202 262Z\"/></svg>",
	"mask_w": 264,
	"mask_h": 264
},
{
	"label": "rangeland",
	"instance_id": "obj_2",
	"mask_svg": "<svg viewBox=\"0 0 264 264\" xmlns=\"http://www.w3.org/2000/svg\"><path fill=\"white\" fill-rule=\"evenodd\" d=\"M12 1V0H11ZM67 1V0H66ZM64 2L62 5V9H60V6H61V4L59 5H55L56 7H54L53 5H52V3L50 4H48L46 7H44V9L45 8H48V9H45V11L43 12L44 14L45 13H47L46 15H48V17H50V18H53V16H55L56 18H57V16H58V20L57 21H59L60 19V21H59V24H60V26H66V25H68L69 24V22H70V17L68 16L69 14H67L66 13V8L68 7V3L67 2ZM199 4H200V1H199V3L197 4V7L199 6ZM202 4V3H201ZM201 4H200V7L199 8H201ZM205 4V3H204ZM203 5V4H202ZM51 7V8H50ZM103 7V6H102ZM56 8V9H55ZM198 8V9H199ZM58 9V10H57ZM194 9V8H193ZM47 10V11H46ZM49 10V11H48ZM57 10V12L58 13H60V14H58L57 12H55ZM63 10V11H62ZM195 10V9H194ZM193 10V11H194ZM50 14V15H49ZM56 14H57V16H56ZM63 14V15H62ZM67 14V15H66ZM51 15H52V17H51ZM66 15V16H65ZM64 16V17H63ZM192 16V15H191ZM190 17V15H188V18ZM227 16H224V18H225V20H224V18L222 19V18H220V19H222V20H224V21H221V20H219V21H221V22H226V20H227V18H226ZM63 18V19H62ZM103 18V17H102ZM109 17H105V21L103 20H101L100 18L98 19V23H96L95 25H97L98 24V28H99V26H100V28L99 29H97V31H100V33L99 32H97L95 35H93V34H88L87 35V32L86 33H84V31H83V33L81 32V34L83 35V37H84V39H85V37H87V38H89V37H96L98 40H103L102 42H95V44H93V45H95V47H96V49L101 53V55H102V57H103V59L100 61V64H97V62L95 61V55L94 54H92V55H90V59H92V60H94V62H96V64L94 65V66H92V68L91 67H88V69L86 70V71H84L83 69L82 70H80L79 72H76L77 71V69L80 67V66H76V68H75V72L73 73L72 71H70V70H66V72H68V76H67V78L70 80V81H68V83H72L73 84V87L75 88V90L77 91V92H80L79 90H82V91H84L86 88L88 89H86L87 91H84L85 93H86V99H85V97L83 98L82 97V105H78L79 107H77V108H75L74 109V114L72 115V118H71V120H65V121H63V124H65L64 126L65 127H63V124H62V122L60 123L58 120H54L53 119V116H54V118H55V114L53 113L54 111H53V108H51V107H53L51 104H52V101L54 100L53 98H55V96H56V92H57V89H58V86H59V78H61V77H59L60 76V72L62 73V65H63V58L65 57L68 61L70 60V59H74V58H76V59H79V47H77L76 46V44H68L67 43V38H66V35L64 34V32H62L61 31V29L60 28H58L59 29V31L57 30V28H55V24H53L54 22L53 21H51V22H49L48 23V21L45 23V22H43V26L46 28H43V29H45V30H43V32H44V35H45V39H46V41L45 40H43L42 42H45V43H47V44H45V43H43V44H41V46H43V48H42V50H36V47H35V53L37 52V53H42L43 52V50H44V52H48V51H50L49 53H47V54H44V56H45V59L43 58V57H38L37 59H35V61H34V63H32V64H34V65H32V66H30V68H29V70L27 71V72H29V73H31L32 74V78L31 77H25L24 78V76H21L19 79H18V77H16V76H13V78L11 77V76H9V78L8 79H6L7 81L8 80H13L12 82H16V85H17V87H20L21 89V91H23L24 90V92L22 93L23 95H21V93H20V96H21V98L20 97H18V98H16V99H14V97H12V96H9L10 94H6L7 92H5L4 90H5V88H4V90H3V84L5 83V82H7V81H5V79H3V81H5L4 83H3V81H2V78H0V81L2 82V84L0 83V85H2L1 86V89H0V93H1V91H4L5 92V96H2V94L4 93V92H2L1 93V96L2 97H0V99H3V100H0V101H4V99H5V97H6V95H7V97L9 96L10 97V101L12 100V98H13V100H12V103H14V104H16V105H18L20 108L18 109L19 111H17V113L18 114H16V119H12V123L14 122V124H13V126H16L15 125V123L16 124H20L21 126H24V128H22V127H20V129H18L17 131H16V139H12V138H7L6 139V145L9 147L10 145V150H9V153H5V155H4V160H3V166H5L6 168H7V170H8V172L10 173V175L12 174V175H14V177L13 176H11V179H9L8 180V183H9V185H8V187H6V193L5 194H8L6 197H8V201L7 200H5V201H7L6 203H5V208H6V210H10L13 206H14V208H15V205H16V210H17V208L19 207V206H22V205H24L23 206V208L25 209V207H26V205L28 204V205H30V201H32V197H34V196H38L39 194H36V192H37V187L35 186V183L37 184V182L39 181L38 180V176L37 175H35V174H38V165H39V161H37L38 159H36V157H38L35 153H39V151H41V150H43V147H45V148H49V147H52V144H53V142H54V140L57 138V137H55L54 135H56V136H59L60 135V133L58 132V131H64L66 134H68V133H70V134H68V137L69 138H72L71 140H69L68 142L71 144L70 146L68 145V147H71V148H69L68 149V147H67V149H68V153L66 154V155H68L65 159L67 160L66 162H64V164H63V166H64V171H63V173L66 175H68L69 177L71 176V177H73V178H69L68 177V179L65 177L64 178V180H66V184L68 183V185H70V186H73V187H78V186H81L80 187V189H82V185H80L79 184V182L81 181V180H83L84 181V179L85 178H83V177H85V176H81V174L82 175H84L83 173H82V171L83 172H85V174L87 173V172H89V169H90V164L92 163V159H93V157L91 158V161H88V159L86 158V157H88V158H90L91 156H92V141L91 140H93V143H95L96 145L99 143L98 142V140L100 139V137H98V134H99V130L97 131V129L95 128V130L97 131V134H96V131H94V129L93 130H91L89 133L91 134V137L93 138H91L90 137V134L88 133V131H86L85 130V128H83L86 124V122H89L87 119H90L91 117H90V115H93V114H96L95 112H97V109L99 108V107H97L98 106V101H96V100H101L100 102H102V96H103V93L101 92V94H99L98 92H99V90L101 89V90H103L104 88H103V85H100V81H99V79H98V75H97V72H100V74H102L103 76H105L106 75V73H108V75L107 76H109L110 74V68H109V59H110V57H112V49H111V45H109V43H111V41H113V37H112V35H111V33H109V32H107L106 31V29H107V27H105L107 24H109L110 22H111V19L109 18ZM66 19H68V20H66ZM102 21V22H100V21ZM50 21V20H49ZM62 21V22H61ZM261 22V21H260ZM264 21L262 20V22H261V25H259L260 26V29L259 30H255L253 33L254 34H251L250 36L252 37L251 39H247V41H245V43H244V41H242L243 43H244V45H243V43H241V41H240V45L239 46H242L243 45V47H241V49L239 48V52H240V54H239V52L238 51H236V55H235V57L237 58V59H234L233 58V60H236L237 61V63H238V67L239 68H242V69H239L240 71H239V73L237 72V70L238 69H236V68H238L237 66H235V64L233 63V64H231L230 66H231V68H230V66H229V69L227 68V70H226V68H225V72L226 73H224L223 74V77L225 78L224 80V84H225V86H224V95H226L227 97H228V99H231L232 101L231 102H236V101H238V103H239V105L237 104V103H227V102H229L230 100H228L227 101V98L226 99H224V97H226V96H224L223 97V99H219V98H212V97H210V99L211 100H215V102L214 103H216V104H214V103H212V104H210L212 101L211 100H209V97H208V100H206L207 101V105L209 106L208 108L210 109V108H212L213 109V106L214 105H217V106H219V105H221L220 107L222 108V106H223V108L221 109L220 107H216L217 108V114H215L214 112L216 111V108H214V110H212V109H210V110H208V109H206L207 108V106H206V104H201V106H200V108H203L204 109V105H205V109L207 110H202V112L205 114V115H202V113H201V117L202 118H204V120L206 121L207 120V118H208V120H210V122L207 120L206 122H203L204 120H200V118L201 117H199L198 118V126H199V123L202 121V125H205V126H203V127H201V125L199 126V128L202 130H199V128L197 127V129H196V132H197V135H198V137H202V138H199V139H201V140H203V138H204V140L205 141H209V139H211L212 137H215L216 136V131H215V133H213L212 132V130L213 129H216L217 130V128H218V130H219V128L221 129V133H222V135L224 136V134H225V132H224V130L225 131H227V129L229 128V130H231L230 132L229 131H227V134H230L231 132V135L230 136H232L233 137V135H234V133H236L237 134V129L238 130H240L239 129V127L238 126H236L234 123H235V118H233L234 119V121H232L231 119V114H234V113H231V111H233L231 108H233V107H231V105L232 104H237L238 105V107H236V108H238V109H240V108H243L245 111H246V109L247 110H251L250 112V114H251V117H250V119L252 120V118L254 117L255 118V116H257V114H260V117L258 118V116L255 118V120H252V121H255V123L253 122L252 123V125H257L256 127L255 126H252V127H255V129H253L252 128V130L254 131L255 130V133H252L253 135H255L256 134V132H257V135L258 134H260L261 132H263L262 133V136H260V135H255V136H257L258 138H259V143H258V147L256 146V148H255V153H253V157H251L250 159H249V157H247L246 156V152H244V149L243 150H241V148L239 147V149L240 150H237L238 152H237V160H236V162H239V163H236V164H240L239 165V167H238V165H236V166H234L235 167V169H233L234 171H235V173L237 172L238 173V171H239V174L238 175H240V176H242V178H240V180H238V181H241V183H244L245 182V179H247V178H249V180H251L250 182H249V180L247 181L246 180V182L245 183H247L246 185H245V183H244V186H243V188H242V186H241V188L240 189H242L243 190V192H242V190H240V191H238V193L239 192H241V194H238V193H236L235 195H240L239 197L241 198L242 196H243V200L245 201L246 199H248V197H249V195L255 190L254 188H256L257 187V190H256V192H259V193H255V191H254V196H256L255 197V199L252 197V196H250L249 197V200H246L244 203H243V201H242V198L241 199H239V201H241L242 202V205L241 204H239V205H237L238 204V202L239 201H237L238 199H236V201H235V203H237L236 205L239 207V212L238 213H241V212H245L246 214H242V216L240 217V215L238 216H236V214L234 215V212L233 211H235V210H237V207H236V205H235V207H233L232 208V206L234 205V204H231V203H233L232 201H231V203L230 202H228L227 204H225L226 202H225V200H226V198H228L229 197V194H232V193H229V191H228V189H227V187H224V188H222L224 191H225V194L223 193V191L220 193V195L221 196H223L224 198H225V200H224V198H222V197H220L219 198V193L217 192V187H220L221 186V178L219 177V174L217 175L216 174V169H215V167H213V166H210V164L209 165H207V163L206 164H204L203 165V167L204 168H202V174L203 175H205V181L207 182V180H208V183H206V186H207V188H206V186H205V191H201V189L202 190H204V185H203V187L201 188V189H199L198 191H197V193H199V195H198V197H199V200H201L200 201V203H202L203 201V205H205V206H203L202 204V207H204L205 209H204V212L203 213H205V210H206V213L209 211L210 212V214L211 215H213V217L209 214V212L206 214H203L202 216H203V218H202V216L200 217L199 216V214H198V218H200V219H193V224L195 225V223H196V221L194 222V220H200V221H197V222H200L202 225H200L199 223L198 224H196L195 226H193V228L195 229V232L197 233V235L198 236H200L201 235V232L203 233L204 232V234H202L201 236L203 237H201L200 236V240H199V237L197 238V235L195 234V232H194V234L196 235V237L194 236V238L192 237V239H194V240H192L191 241V243H188L187 242V240H182L183 238H182V236L184 235L183 233H185V231H186V225H185V223L183 222L182 223V221L181 220H178L177 219V221H176V216H175V209H174V211H173V208L176 206V202H175V204H174V201H176V200H172V198L174 199L176 196L174 195V193H176L175 191L173 192V190L175 189L176 190V187L174 186L175 185V178H174V176H173V178H171V174H166V169L164 170V171H162L163 172V174L165 175V176H167L166 178L164 177V175H162V174H157V176H159V179H161V181L160 180H156L158 183H159V185H160V187L161 188H159V185H158V183H155L156 184V187H157V189L159 188L160 189V192L156 189V187H155V184L154 183H152L151 184V182L150 181H153L154 182V180L156 179L154 176H156V174H150L151 175V177L149 178V176L147 177V175H149V174H144V177L142 178L143 180H138L139 181V183L138 182H136L137 183V185L138 184H140V187L139 186H137V185H135V187L137 186L138 187V189L140 188V189H143V191L144 192H147V194H150V195H148L149 196V198H150V196H151V193L156 189V191H154L153 193H152V195H154V196H156L157 198H159V199H155L154 198V196L153 197H151L152 199H153V201H151L152 199H149L148 197L145 199V200H147V204H149L150 203V205H152L153 203H154V205H152V209L151 210H153L154 211V214L155 215H158V216H156V218H155V216H154V214H152V212L153 211H151L150 210V213H151V215L149 214V212H147L148 214H149V217L147 216L146 217V219L147 218H149V220H150V222H149V220H148V222H146V223H150V224H146V227L148 226L149 228H150V226L152 225H154L153 227L154 228H156V227H158V228H156V229H154L155 230V232H154V230H153V228L151 227V231H153V232H151V231H149L146 227H145V225H144V223H145V216L144 215H142L141 213H140V211H142L143 209H139V211L137 210L136 211V213L137 212H139V217H140V214L144 217V220H143V217H141L140 219H142V221H144L143 223H142V225L139 223L140 221H138V225L140 226L141 225V227L143 228V230H145V231H143L142 230V228H141V230L143 231V232H140V234L142 235H144V232H145V234L147 233L146 232V230H148V232H149V235H148V233L146 234V235H148V236H146V235H142V237H143V239L145 238V236H146V238H145V243H144V245H145V247H151L150 248V250H152V249H154V250H152V252L149 250V248H146L147 250L146 251H149L148 253L149 254H147V252L146 251H144L145 250V248L144 247H142L143 248V250L141 249V251H143L144 253H146V254H143V255H141L140 253H142L141 251H140V258H139V263H140V261H141V263L143 264V263H145L144 262V259H146L145 257H147V255L149 256V255H151L152 257L150 258V260H149V258L147 257V259L145 260L147 263L148 262H150V263H148V264H166V262L167 263H169V261H170V259L172 258V261H170V264H173V261H175V259H177L176 261L177 262H174L175 264L177 263V264H180L181 263V259H183L182 257L184 256V260L182 261V264H196V263H198V264H202V262L204 263V264H244L243 263V261L246 263V261H248L249 262V264H264V262H262V261H264V246H263V242H264V226H263V222H261L262 220L261 219H263L264 220V201H260L259 199H258V194L260 195V199H264L262 196H264V179L263 178H261V180L263 179V181H259L258 179H260V176H262V174L261 173H264L263 171H262V169L260 168V167H262V165L264 164V151H263V148H262V146H264V142H262L261 143V145H260V142L263 140L264 141V124H263V126H262V122L264 121V114H263V108H264V66H262V65H264V31H263V29H264V27H263V25L264 24H262ZM49 24V25H48ZM100 24V25H99ZM189 24V25H188ZM187 25V28L190 26V29H189V33H191L190 32V30H191V28H193V30H191L192 31V33H193V31L195 32V30H194V28L195 27H192V26H194V24H195V22H194V24H193V22H191V24H190V22L188 23ZM260 24V23H259ZM88 28H92V26L90 27V26H87ZM86 28V27H85ZM261 28H262V30H261ZM49 29V30H48ZM50 29H51V31H50ZM52 29H55V30H52ZM84 29V28H83ZM196 29V28H195ZM258 29V28H257ZM79 30H81V29H79ZM92 30V29H91ZM105 31V32H103V31ZM261 30V31H260ZM47 31H48V34H47ZM56 31L58 32V33H56ZM61 31V32H60ZM82 31V30H81ZM263 31V32H262ZM102 32V33H101ZM111 32V31H110ZM263 33V36H262V33ZM61 33V34H60ZM99 33V36L97 37V34ZM188 33V34H189ZM191 33V34H192ZM51 34V35H50ZM86 34V35H85ZM110 35V36H109ZM190 35V34H189ZM253 35V36H252ZM109 36V37H108ZM250 36H249V38H250ZM259 36V37H258ZM100 37V38H99ZM112 37V38H111ZM102 38V39H101ZM260 38V39H259ZM48 39V40H47ZM91 40H94V39H92V38H90ZM105 39H106V41H105ZM192 39V38H191ZM254 39H255V42H254ZM97 40V41H98ZM179 40H182V39H179ZM184 40H185V42H186V40L188 41L187 42V45H189L191 42H189L190 41V37L189 38H184ZM258 42H257V41ZM56 41V42H55ZM110 41V42H109ZM192 41V40H191ZM252 41L254 42V45H252L251 43H252ZM83 42H87L86 40H84ZM250 42V43H249ZM259 43V44H258ZM103 44H104V46H103ZM44 45H46V46H44ZM47 45L49 46V47H47ZM105 45H109L108 47L106 46L105 47ZM247 45H252L253 46V48H252V46H250V48L249 47H247ZM51 46V47H50ZM190 46H191V44H190ZM47 47V48H46ZM255 47H256V50H255ZM46 48V49H45ZM110 48V49H109ZM191 48H193V47H191ZM245 48V49H244ZM247 48V49H246ZM252 48V50H250ZM257 49H259V50H257ZM262 49H263V51H262ZM88 50H89V47H88ZM88 50H86L85 51V53H86V55L88 54ZM246 50V52H244ZM254 50V51H253ZM42 51V52H41ZM243 51V52H242ZM250 51V52H249ZM253 51V52H252ZM256 51V52H255ZM238 52V53H237ZM36 53V54H37ZM242 53V54H241ZM250 53H251V55H250ZM259 53V54H258ZM261 53V54H260ZM39 54L38 55H36V56H39ZM238 54V55H237ZM245 54H247V56L245 55ZM34 55V54H33ZM32 55V57H34ZM182 55V54H181ZM180 55V59H182L181 57L182 56H185V54H183L182 56ZM240 55H241V57H240ZM243 55H245V56H243ZM243 56V57H242ZM250 56H251V58H250ZM234 57V56H233ZM248 59H247V58ZM185 59H186V56L184 57ZM184 58H183V63H184ZM238 60H240L239 62H238ZM243 60H245V61H243ZM235 61V62H236ZM11 62H13L12 60H11ZM233 61H231L230 63H232ZM99 63V62H98ZM182 63V64H183ZM229 62L227 63L228 65L230 64ZM236 63V64H237ZM94 64V63H93ZM181 63H180V65H182ZM257 64V65H256ZM87 65V64H86ZM96 65H98L99 67H97ZM184 65V64H183ZM228 65H226L227 67H228ZM232 65H233V67H235V68H232ZM251 65V66H250ZM253 65V66H252ZM240 66H242V67H240ZM245 66V67H244ZM259 66H261V68L259 67ZM93 67H95V68H93ZM101 67V68H100ZM181 67H184V66H181ZM258 67V68H257ZM245 68L247 69V71L245 70ZM93 69H99L97 72H94V71H92L91 72V70H93ZM232 69H236V70H232ZM244 69V70H243ZM250 69V70H249ZM257 69H259V70H257ZM229 70V71H228ZM232 71H234V72H232ZM236 71V72H235ZM250 71V72H249ZM251 71H253V72H251ZM247 74H246V73ZM59 73V74H58ZM91 73V74H90ZM241 73V75H239ZM255 73V74H254ZM49 74V75H48ZM52 74V75H51ZM228 74H229V76H228ZM243 74V75H242ZM262 74V75H261ZM92 75H94V76H92ZM227 77H225V76ZM251 75V76H250ZM254 75V76H253ZM92 76V77H91ZM96 76V77H95ZM101 76V75H100ZM243 76V77H242ZM245 76V77H244ZM10 77H11V79H10ZM34 77V78H33ZM106 77V76H105ZM240 77H241V79H240ZM249 77V78H248ZM27 78V79H26ZM31 79L30 81L28 80V79ZM229 78V79H228ZM245 80H244V79ZM248 78V79H247ZM226 79H227V81H229L228 83H226L227 81H226ZM237 79V80H236ZM247 79V80H246ZM25 80L27 81V82H25ZM35 80V81H34ZM39 80V81H38ZM43 80V81H42ZM242 80V81H241ZM10 81H8L9 82V84H10ZM74 81V82H73ZM235 81V82H234ZM243 81H245V82H243ZM11 82V83H12ZM32 82V83H31ZM35 82V83H34ZM80 84H79V83ZM89 84H88V83ZM20 83V84H19ZM28 83V84H27ZM34 83V84H33ZM37 83V84H36ZM6 84V83H5ZM9 84H7V85H9ZM26 84V85H25ZM31 84H33L34 86H32ZM36 84V85H35ZM58 84V85H57ZM88 84V85H87ZM91 84V85H90ZM226 84H228V85H230V86H228L227 87V85ZM78 85H80L81 87L79 88V89H77L76 87L78 86ZM241 85V86H240ZM6 85H4V87H5ZM38 87V88H36V87ZM89 86H91V87H89ZM99 86H102V87H100L99 88ZM232 86V87H231ZM242 86H244V88H242ZM251 86V87H250ZM93 87V88H92ZM230 87V88H229ZM250 87V88H249ZM27 88V89H26ZM30 88V89H29ZM36 88V90H34ZM89 88H91L90 90H89ZM99 88V89H98ZM103 88V89H102ZM95 91H94V90ZM226 89V90H225ZM228 89H230V90H228ZM232 89V90H231ZM252 89V90H251ZM32 90V91H31ZM38 90V91H37ZM98 90V91H97ZM100 90V91H101ZM9 91V90H8ZM20 91V92H21ZM27 93H26V92ZM37 91V92H36ZM42 93H41V92ZM68 91V90H67ZM71 91V89L69 88V92ZM94 91V92H93ZM97 91V92H96ZM226 91V92H225ZM229 91H230V93H229ZM246 91H248V92H246ZM36 92V93H35ZM232 92V93H231ZM244 92V93H243ZM260 92V93H259ZM93 93V94H92ZM29 94V95H28ZM36 94V95H35ZM68 92H66V94H65V97H66V100H65V97H64V100L65 101H67L68 99L70 100L71 98H70V94H69V97H68ZM76 94V93H75ZM96 94L98 95V96H101V97H96ZM235 94V95H234ZM243 96H242V95ZM248 94H251L250 95V101H249V95ZM27 95V96H26ZM34 95H35V97H34ZM52 95V96H51ZM89 95V96H88ZM231 95V96H230ZM234 95V96H233ZM237 95V96H236ZM240 96H242L241 98L242 99H239L240 98ZM246 96H247V98H246ZM8 97V98H9ZM12 97V98H11ZM25 97V98H24ZM49 97H51V98H49ZM96 97V99H94ZM239 97V98H238ZM246 99H245V98ZM84 99V100H83ZM216 99H218V102L216 101ZM254 99V100H253ZM6 100V99H5ZM68 100V101H69ZM76 100H78V98L76 99ZM221 100H222V103H221ZM225 100L227 101V102H225ZM47 101H49V102H47ZM50 101H51V103H50ZM168 101H170V100H168ZM172 101L174 102V99L172 100L171 99V101L169 102V104H168V106L170 107V103L172 104ZM178 100H176V102H177ZM210 103H209V102ZM220 101V102H219ZM245 101V102H244ZM253 101V102H252ZM254 101H255V103H254ZM261 101V102H260ZM47 102V103H46ZM99 102V103H100ZM176 102H174V108L172 109V110H176V105H178V104H180V105H178V106H181L182 104H183V102L182 101H179V103L178 104H176ZM180 102H182V103H180ZM85 103V104H84ZM258 103V104H257ZM47 104L49 105V106H47ZM251 104V105H250ZM97 105V106H96ZM213 105V106H212ZM254 105V106H253ZM256 105V106H255ZM51 106V107H50ZM85 106V107H84ZM172 106V105H171ZM224 106H226V107H224ZM234 106V105H233ZM236 106V105H235ZM239 106H242V107H240L239 108ZM249 106H251V107H249ZM50 107V108H49ZM182 107V110H183V105L181 106ZM181 107H177V112H180V111H182L181 110ZM255 107H257V108H261V109H257V108H255ZM165 108H167L166 109V111H165V113L167 114L168 112H170V110H169V108L167 107V105L165 106ZM47 109H49V110H47ZM93 109H95L96 111L94 112L93 111ZM170 109H171V107H170ZM219 109H221V110H223V112L224 113H221L222 111L221 110H219ZM225 109V110H224ZM231 109V110H230ZM234 109V108H233ZM263 109V110H262ZM171 111L170 113H171V117L169 118V123H175L176 122V120H177V118H175L176 116L175 115H177L176 113V111ZM180 110V111H179ZM244 110H241V112L243 111L244 112ZM256 110V111H255ZM52 111V112H51ZM76 111V112H75ZM220 112V114H218L219 112ZM248 111V112H249ZM258 111V112H257ZM21 112V113H20ZM50 112V114H48V113ZM85 112V113H84ZM94 112V113H93ZM173 112V113H172ZM211 112V114H208V113H210ZM234 112V111H233ZM242 112V113H243ZM248 112H244L243 113V115L245 114V115H247L248 114ZM43 113H45V114H43ZM54 115H53V114ZM215 115H218V116H215ZM247 113V114H246ZM256 113V114H255ZM262 113V114H261ZM21 116H20V115ZM42 114V115H41ZM48 114V115H47ZM76 114V115H75ZM173 114V115H172ZM213 114V116L215 117V118H211V115ZM250 114H248L249 116H250ZM20 117H19V116ZM28 115V116H27ZM51 115H53V116H51ZM220 115V116H219ZM235 115V114H234ZM233 115V116H234ZM263 115V116H262ZM49 116V118H45V117H48ZM74 116H75V118H76V120H74L73 118H74ZM200 116V115H199ZM205 116V117H204ZM206 116H207V118H206ZM209 116H210V118H209ZM231 116V117H230ZM249 116H246V117H248V119H249ZM25 120V121H23V119ZM25 117V118H24ZM27 117V118H26ZM30 117V118H29ZM32 117V118H31ZM172 117H174L173 119H172ZM216 117H218L217 119H216ZM80 118V119H79ZM85 118V119H84ZM206 118V119H205ZM225 118V119H224ZM227 118V119H226ZM3 119V118H2ZM20 119V120H19ZM27 119V120H26ZM50 119V120H49ZM171 119H172V122H171ZM0 120H1V118H0ZM29 120H31L30 122H29ZM83 120V121H82ZM85 120H87L86 122H85ZM211 120H212V125H210L209 123H211ZM232 121V125L234 126H232V125H230L231 123L230 122H228V121ZM4 119L3 120H1V122H0V125L2 124V125H4L5 123H7V122H5L4 123ZM8 121V120H7ZM9 121H11V119H9ZM54 121V122H53ZM55 121H56V123H55ZM59 123H58V122ZM73 121V122H72ZM76 121V122H75ZM77 121H81V122H83V123H81L80 124V122H77ZM216 121V122H215ZM258 121V122H257ZM25 122V123H24ZM42 122V123H41ZM147 122V121H146ZM22 123V124H21ZM24 123V124H23ZM173 123V124H174ZM203 123H205V124H203ZM208 123V124H207ZM216 123V124H215ZM217 123H218V126H217ZM230 123V124H229ZM264 123V122H263ZM42 124V125H41ZM59 124V125H58ZM62 124V125H61ZM224 124V125H223ZM227 124V125H226ZM261 124V125H260ZM17 125V126H18ZM26 125H28V126H26ZM52 125H54L55 126V129L57 128V131H55V129L53 128L54 126H52ZM171 125V124H170ZM207 125H210V126H207ZM230 125V126H229ZM258 125H260V126H258ZM83 126V127H82ZM88 126V125H87ZM216 128H215V127ZM229 126V127H228ZM232 126V127H231ZM28 127V128H27ZM37 127V128H36ZM58 127H60L61 129H58ZM145 127H147V125L145 124ZM228 127V128H227ZM233 128V129H235L236 127H237V129L235 130V131H233V129H231V128ZM21 128H22V130H21ZM66 128V129H65ZM78 128V129H77ZM256 128H257V130H256ZM259 128H261V130L259 129ZM27 129V130H26ZM65 129V130H64ZM68 129V130H67ZM71 129V130H70ZM88 129V128H87ZM210 129H211V131H210ZM20 130V131H19ZM32 130V131H31ZM70 130V131H69ZM83 130V131H82ZM90 130V129H89ZM29 131V132H28ZM55 132V134H54V132ZM69 131V132H68ZM25 132V133H24ZM63 132V133H64ZM72 132V133H71ZM85 132H87L86 134H85ZM209 132H211V134L209 133ZM217 132H220V130L219 131H217ZM224 132V133H223ZM238 132H240V131H238ZM259 132V133H258ZM18 133V134H17ZM162 133V134H161ZM160 133V135H159V137L161 138V140H160V138L158 137V139H159V141H162L163 140V142H160L162 145H164V146H162V149L164 150H162V152L164 153V155H168V156H170V158H172L173 159V161L172 162H174L173 164H175V163H177L178 161L179 162H181V159L179 158L180 156L179 155H177V153H175L173 150H174V148H177V146L175 145V144H178V140H176V141H174L175 139L174 138H176V137H173V136H170V139H174V140H171L170 142H169V140L168 141H166L165 140V135H166V133H164V135H163V132H161ZM199 133V134H198ZM201 133V134H200ZM215 134V136H213V134ZM20 134V135H19ZM21 134H22V136H21ZM25 134V135H24ZM50 134V135H49ZM73 134V135H72ZM93 134V135H92ZM163 135V136H162ZM200 135V136H199ZM202 135V136H201ZM212 135V136H211ZM226 135V134H225ZM237 135H239V133L237 134ZM229 136V137H230ZM255 136H253V139H254V137ZM15 137V136H14ZM21 139H20V138ZM172 137V138H171ZM257 137H255V139L257 138ZM169 138V137H168ZM258 138H257V140H258ZM263 138V139H262ZM213 139V138H212ZM255 139H254V142H255ZM260 139H261V141H260ZM53 140V141H52ZM164 140H165V142L168 144V142H169V145L167 146V144L164 142ZM191 141H192V139H191ZM173 142V143H172ZM175 142V143H174ZM19 143V144H18ZM52 143V144H51ZM68 143V144H69ZM164 143V144H163ZM172 143V144H171ZM243 143H247V141H244ZM242 143V144H243ZM257 143H255V144H257ZM9 144V145H8ZM18 144V145H17ZM15 145V146H14ZM49 145V146H48ZM171 145L173 146V147H171ZM189 145L192 147H190V149H189ZM189 145L187 146L188 147V151H190L189 153H191V152H193L192 150H194L195 148V146H194V144H191V142L189 143ZM193 145V146H192ZM239 145V144H238ZM16 146H18V147H16ZM38 146H41L42 147V149H40ZM127 146V145H126ZM174 146H176V147H174ZM240 146V145H239ZM7 147V148H8ZM124 147V146H123ZM148 148H146V149H148L147 151H151L150 149H149V146H147ZM166 147H168V149L166 148ZM11 148H13V150L11 149ZM37 148H39V149H37ZM127 148V147H126ZM126 148H124L125 150H126ZM151 148V147H150ZM194 148V149H193ZM17 149V150H16ZM72 149V150H71ZM123 149V148H122ZM123 149V150H124ZM172 149V151L173 152H171V151H169V150H171ZM192 149V150H191ZM257 149V150H256ZM124 150V151H125ZM166 150V151H165ZM7 152H8V150H6ZM34 151H35V153H34ZM71 151V152H70ZM74 151V152H73ZM168 151H169V153H170V155H169V153H168ZM260 151V152H259ZM34 153V156H35V160L34 159H32V157H31V154H33ZM126 152V151H125ZM166 152V153H165ZM70 153H72V154H70ZM175 155H174V154ZM241 153V154H240ZM240 154V156L238 157V155ZM242 154H243V156H242ZM176 155L178 156V158L176 157ZM256 155V156H255ZM8 156V157H7ZM33 156V155H32ZM90 156V157H89ZM167 156V157H168ZM245 156V157H244ZM174 157V158H173ZM215 157H217L216 159H219L220 157H218V156H215ZM6 158V159H5ZM242 158V160H240ZM245 158V159H244ZM29 159H30V161H29ZM178 159H180V160H178ZM254 159H257L256 161L254 160ZM7 160H8V162H7ZM32 160H34V161H32ZM90 160V159H89ZM240 160V161H239ZM248 160H250L249 162H248ZM252 160V161H251ZM261 160V161H260ZM33 163H32V162ZM70 161V162H69ZM245 161V162H244ZM255 161V162H254ZM38 163V165H36L38 168H36V166H34V164H36V163ZM69 162V163H68ZM178 162V163H179ZM251 162H253V166H255V167H252V168H257L258 167V165H259V167H258V169H255V170H258L256 173H258V174H260V176H259V178L257 179V177H258V174L256 175L257 177H255V179H257L256 181L258 182V184H257V182L255 183L256 184V187H252L253 185V183H254V181L252 182V180H253V178H252V176H250L249 177V173H247V171L249 170V169H247L248 167L246 166V165H249ZM259 162H261V163H259ZM177 163V164H178ZM243 165H242V164ZM247 163H249V164H247ZM257 163V164H256ZM25 164V165H24ZM262 164V165H261ZM85 165H87V166H85ZM161 165H162V163H161ZM176 165V164H175ZM205 165H206V167H205ZM234 165V164H233ZM257 165V166H256ZM68 166V167H67ZM70 166V167H69ZM88 166H89V169H88ZM165 166V165H164ZM66 167V168H65ZM242 167V168H241ZM19 168V169H18ZM162 168H163V166H162ZM162 168H160L161 170H162ZM165 168V167H164ZM262 168H264V167H262ZM36 169H37V171H36ZM87 169H88V171H87ZM203 169H205V172H204V170ZM245 169V170H244ZM86 170V171H85ZM160 170V171H161ZM251 171H252V169H250ZM264 170V169H263ZM66 171V172H65ZM199 171V170H198ZM197 171V172H198ZM246 171V172H245ZM260 171H262V172H260ZM12 172V173H11ZM54 172V171H53ZM52 171L50 172H47V173H49L48 174V176L50 177V175H51V177H50V180H48V182H46L47 181V178H46V181H45V183L48 185V187H47V185L45 186V184H44V186L45 187H47V190H46V188H41V187H43V183H42V186H40L39 187V191L41 192V194L39 195V196H44V198L42 197V198H36V197H34V198H36L37 199V202H33V203H36L37 204V206H39V208L41 209V208H45L46 209V205L47 204H45V202L47 203V200H49L48 198H51V199H53L54 197H53V195H51V194H49L50 192H49V190L51 191V189H49V186H50V188L52 187V185H53V183L52 182H54V184H56L57 185V183H55V182H57V180L56 181H53V177L55 176L56 177V175H55V172H54V176L52 175V173H53ZM57 172V171H56ZM161 172V173H162ZM204 172V173H203ZM243 172L245 173V174H243ZM250 172V171H249ZM51 173V174H50ZM72 173V174H71ZM201 172L199 171L198 173H196V174H194L193 176H194V178H191V180L193 179L194 180V182L196 181V183L197 184H199L200 186H202L201 184H202V182H204L203 180V176H200L201 174H200ZM206 173V174H205ZM255 173V172H254ZM253 172L251 173V174H254ZM25 175V176H21V175ZM28 174V175H27ZM30 174H34L35 176H36V178L37 179H35V176L33 175H30ZM210 174H212V175H210ZM242 174V175H241ZM16 175V176H15ZM19 175L21 176L20 178H17V176L19 177ZM30 175V176H29ZM64 175V176H65ZM66 175V176H67ZM53 176V177H52ZM169 176V177H168ZM192 176V177H193ZM198 176V177H197ZM200 176V177H199ZM206 176H210V178H208V177H206ZM239 176V177H240ZM22 177H23V179H22ZM49 177H48V179H49ZM55 177H54V180H55ZM154 177V178H153ZM161 177V178H160ZM196 177L198 178V179H196ZM245 177H247V178H245ZM12 178H15L16 180H18V182L16 183V180H13V182H12ZM81 178H83V179H81ZM144 178H146V179H148L149 178V180L151 179V178H153L154 180H150L149 181V183L148 182H145V179ZM163 178V179H162ZM167 178H168V180H170V178H171V180L173 181H171V183H174L173 185H171L170 184V182H168L167 181ZM200 178V179H199ZM218 180H217V179ZM251 178V179H250ZM27 179H28V181H27ZM52 179V180H51ZM78 179H80V180H78ZM196 179V180H195ZM207 179V180H206ZM239 179V178H238ZM254 179V180H255ZM11 180V182H9ZM33 180V181H32ZM165 180H166V182H165ZM192 180V181H193ZM212 180V181H211ZM213 180H216V181H214L213 182ZM14 181H15V183H14ZM20 181V182H19ZM31 183H30V182ZM50 181H52V182H50ZM71 181V182H70ZM78 181V182H77ZM83 181H81V182H83ZM145 183H143V182ZM155 181V182H156ZM198 181V182H197ZM34 182V183H33ZM248 182H249V184H248ZM15 185H14V184ZM52 183V184H51ZM135 183V184H136ZM150 184V185H153L154 187H155V189H154V187H152V186H146L147 184ZM163 183H164V185H163ZM210 183V184H209ZM212 183H213V185H212ZM220 183V184H219ZM251 183V184H250ZM11 184V185H10ZM31 184V186H28V185H30ZM50 184V185H49ZM77 184H78V186H77ZM168 184H170L169 186H173V187H168ZM215 184V185H214ZM218 184V185H217ZM254 184V185H255ZM39 185V184H38ZM37 185V186H38ZM41 185V184H40ZM145 185V186H144ZM158 185V186H157ZM162 185H163V187H162ZM165 185H167V187L165 186ZM243 185V184H242ZM248 185L250 186V187H248ZM263 185V186H262ZM13 186V187H12ZM23 186H25V187H23ZM69 186V187H70ZM143 186H144V188H143ZM215 186V187H214ZM217 186V187H216ZM246 186H247V188H246ZM262 186V187H261ZM11 187V188H10ZM23 189H22V188ZM28 187V188H27ZM69 187H66V191H65V193H67V191L69 190H73V194L70 192L69 193V191H68V193L67 194H71L72 196L73 195H76L75 197H77V191L78 190H76L75 188H70V189H67V188H69ZM153 188V191L152 192H150V190L148 191V188H150V189H152ZM165 187V188H164ZM211 187V188H210ZM21 188V189H20ZM32 188V189H31ZM35 188V189H34ZM53 188H57V186L55 187V185L53 186ZM52 188V190H57V189H53ZM172 188V189H171ZM174 188V189H173ZM214 188H216V189H214ZM252 188V189H251ZM259 188V189H258ZM261 188V189H260ZM17 189V190H16ZM41 189H43V190H41ZM77 189H79V188H77ZM164 191H163V190ZM168 189V190H167ZM170 189H171V191H170ZM208 190V192H206L207 190ZM247 189V191H245ZM249 189H251V190H253V191H251V193H249ZM263 189V190H262ZM15 190H16V192H17V195H13L14 194V192H15ZM22 190V191H21ZM32 190V191H31ZM76 190V191H75ZM216 190V191H215ZM226 190L228 191V195H227V192H226ZM239 190V189H238ZM249 190V191H248ZM26 193V195L24 196V194H20V193H24V192ZM43 191H45V192H43ZM48 193H47V192ZM81 191V190H80ZM80 191H78V192H80ZM140 191V190H139ZM141 192L142 193V195H143V197L145 198V195L147 196V194H143L144 192ZM160 193V195H159V193ZM200 191H201V193H200ZM263 191V192H262ZM54 192V191H53ZM74 192H76V193H74ZM157 192V195L158 196H160V197H158L157 195H155V193ZM166 192H167V194H166ZM216 192V193H215ZM262 192V193H261ZM42 193L44 194V195H42ZM49 195H47V194ZM130 193V194H129ZM164 193V194H163ZM204 193V194H203ZM218 193V194H217ZM224 195H223V194ZM245 195V197H244V195ZM247 193H249V195L247 194ZM15 197H18V199L15 201L14 199V197H12V195ZM36 194V195H35ZM46 194V195H45ZM67 194H65V196L64 197H61L60 198V201H62L63 199H64V201H66L65 202V205L67 204V201L68 202H70L69 200L70 199H72L73 200V197L71 196V195H68L69 197H68V200H66V197H67ZM127 196H129L131 199H132V197H131V195H132V193H131V191H129V192H127ZM248 196H247V195ZM261 194H263V195H261ZM22 195V196H21ZM119 195V194H118ZM123 194H121V195H119L118 197L119 198H117V200L119 201V204H120V202H121V205H116V206H114L115 208H117V210H115L114 212H112V210H114L113 208H112V210L110 209V214L111 215H113L112 213H114L116 216H119L118 218H121L120 217V214L122 213V212H125L126 211V205L128 204V201H127V203L126 202H124V200L122 201V198H121V200H119L120 199V197L122 196ZM175 196V197H171V196ZM197 195H196V197H197ZM201 195V196H200ZM225 195H227V197L225 196ZM234 194H232V195H230L231 197L233 196ZM242 195V196H241ZM20 196V197H19ZM51 196V197H50ZM71 196V197H70ZM126 196V197H127ZM163 196V197H162ZM206 196V197H205ZM218 196V197H217ZM237 196H236V198H237ZM10 197V198H9ZM53 197V198H52ZM55 197H56V195H55ZM74 197V200L76 199ZM169 197H170V199H169ZM195 197V198H196ZM197 197V198H198ZM201 197V198H200ZM204 197V198H203ZM238 197V198H239ZM20 198V199H19ZM128 198V197H127ZM162 198V199H161ZM168 198V199H167ZM197 198H196V200H197ZM219 198V199H218ZM221 198L224 200H221ZM250 198H253V199H250ZM24 201H23V200ZM42 199V200H41ZM46 199V200H45ZM55 199V198H54ZM58 199V198H57ZM130 199V200H131ZM148 199H149V201H148ZM154 199H155V201H154ZM161 199V200H160ZM204 199V200H203ZM11 200V201H10ZM26 200V201H25ZM39 200H40V202H39ZM45 200V201H44ZM59 200V199H58ZM127 200H129V199H127ZM129 200V201H130ZM158 200H160V201H158ZM198 200V201H199ZM210 200H211V202H210ZM253 200V202H251V201ZM21 201V203H18V202H20ZM35 201V200H34ZM64 201H62L60 204L62 205V203H64ZM158 201V202H157ZM227 201V200H226ZM247 201H249V202H247ZM261 203H260V202ZM28 202V203H27ZM43 202V203H42ZM149 202V203H148ZM151 202H153V203H151ZM171 202V203H170ZM223 202H225V203H223ZM253 204H251V203ZM23 203V204H22ZM124 203H126V204H124ZM130 203V202H129ZM169 203V204H168ZM199 203V204H200ZM206 203V204H205ZM210 203V204H209ZM212 203V204H211ZM246 203L248 204V205H246ZM250 203V204H249ZM256 203V204H255ZM8 204H10L9 206H12V204H13V206L11 207V208H9L8 206V209H7V207H6V205H8ZM36 204H33V206L34 207H37L36 206ZM39 204V205H38ZM45 204V205H44ZM59 204V203H58ZM56 205V208H58L57 206H60V204L59 205ZM70 204V206L69 205H66V207L68 206V209L65 207V206H63V207H65V209L63 210V207L62 206H60V208L62 209V210H60V209H57V210H59L58 212H59V214H58V216H57V218L59 217V218H61L62 217V219H61V223H66L67 222V227H69V224H71L72 222H71V218L73 219L72 221H75V219H76V213L74 212V210H72V209H70V207H71V202L69 203ZM122 204H124V209H121L120 207H123L122 206ZM166 204V205H165ZM170 204L172 205L173 204V206H171V207H169L170 206ZM208 204V205H207ZM230 204V205H229ZM243 204H244V207H245V209H243ZM44 205V206H43ZM64 205V204H63ZM158 205H161L160 207L158 206ZM164 205H165V207H164ZM200 205V206H201ZM225 205V206H224ZM250 205V206H249ZM262 205V206H261ZM43 206V207H42ZM118 206H120V207H118ZM127 206H129L130 207V209L132 208L131 206H130V204H128ZM153 206H154V209L156 210H154L153 209ZM209 206V207H208ZM229 206H231V207H229ZM254 207V209H253V207ZM150 207L151 206H149V209H150ZM156 207V208H155ZM169 207V208H168ZM201 207V208H202ZM226 207H229V209L228 208H226ZM241 207H242V209L243 210H245V211H240V209H241ZM252 207V208H251ZM260 207H262V208H260ZM22 207H19L18 208V213L16 212V210H15V213L16 214H18V215H15L14 214V216H9V219L11 220V218L13 217V221L11 222L10 220L8 221V218H7V221L5 222V229H4V231H6V227L8 228V227H10V228H8L7 229V232H1L0 233V236L1 235H4L5 236V238H4V236H2V237H0V238H2L1 240H4L5 239V241H6V239H7V241H8V239H12L11 237H13V235H14V238L10 241L9 240V242H3L2 243V241L0 240V245L1 244H3V246H0L1 247V259H4L5 260V263H3V261H1L2 263L1 264H16L17 262H15V260L17 261V257H14V256H17V253L20 251V250H17V252L16 251H14L15 250V247H19V246H17V245H19V244H17V242H20L19 240H20V238H19V236H17L19 233H20V231L18 230L20 227H19V225H20V222H21V218L23 217V215L20 213L22 210L24 211V212H26V210L27 209H23ZM72 208V207H71ZM158 208H159V210H158ZM162 209V212H161V209ZM164 208V209H163ZM166 208L167 209H172V212L174 213H172L173 214V217L175 218V220H174V218H171L172 217V215H171V212L169 211V210H166ZM247 208H250V211H249V209H247ZM256 208V209H255ZM19 209H20V211H19ZM118 209H120V210H118ZM127 209H128V207H127ZM207 209H208V211H207ZM223 209H225V210H223ZM231 209V211H230V214H228L229 213V210ZM232 209H233V211H232ZM251 209H252V211H251ZM41 210H43V209H41ZM57 210H54V214L55 215H57L56 213H57ZM70 210V211H69ZM71 210H72V212L74 213V214H72V212H71ZM211 210V211H210ZM62 211H63V213H62ZM65 211H66V213H65ZM144 211V213H145V209L143 210ZM165 211V212H164ZM167 211V212H166ZM200 211H201V209H200ZM203 211V210H202ZM238 211V210H237ZM236 211V212H237ZM257 211V212H256ZM24 212H22V213H24ZM56 212V213H55ZM70 212H71V214H72V216L73 215H75L74 217H72V216H70ZM115 212H119V213H115ZM157 214H156V213ZM159 212H161V213H159ZM170 212V213H169ZM231 212H233V214L231 213ZM248 212V213H247ZM143 213V212H142ZM169 215H168V214ZM66 214V215H65ZM125 214H126V212L124 213V217L122 216V218L124 219L125 218ZM146 214V213H145ZM147 214V215H148ZM160 214H162V215H160ZM167 214V215H166ZM218 214V215H217ZM247 214H249V216L247 215ZM5 216L4 217H8V216H6L7 214H4ZM21 215V216H20ZM54 215V216H55ZM114 215V216H115ZM122 215V214H121ZM154 216L152 219H151V217L150 216ZM206 215H209L208 217L211 219V218H213L212 220L214 221V222H216V221H218L219 219L221 220V218H230V219H233V217H234V220L235 219H238L237 220V222L236 223H238V225H240L241 227H243L244 226V228H250L249 230H250V232H251V234H252V236H249L250 238H249V241H246V245L245 244H243V241L241 242V240H238L237 242H236V240H235V242H233V247L232 246H226L227 248H225V241H226V239L225 238H223L222 239V236H223V234H224V232H225V230H226V227L228 226V228H230L229 226H231L232 227V225H230L231 223H233L234 225H235V223H234V220H233V222H232V220H228V219H225V220H227V221H230L229 223L230 224H228L227 225V223L228 222H226L225 220H224V222H225V225L223 226L222 224H224L223 223V220H222V222L221 221H218L217 223H218V226H219V224H220V226H222V227H220L219 226V228H218V226H217V223H214L213 221H208V226H209V223H210V226H211V229H212V231H211V229H210V226H209V229L207 228L208 226H207V220H206V222L204 221V219H207L208 217H206ZM224 215V216H223ZM234 215V216H233ZM15 216H17L18 217V219H17V217H15ZM115 216V217H116ZM138 216V215H137ZM165 216H166V218H165ZM168 216V217H167ZM196 216H197V214H196ZM204 216H205V218H204ZM217 216L219 217V218H217ZM222 216V217H221ZM228 216V217H227ZM231 216V217H230ZM56 217V216H55ZM221 217V218H220ZM236 217V218H235ZM237 217H239V218H237ZM66 218V219H65ZM112 218H113V216H112ZM122 218H121V222L123 221V223L122 224H126L128 227L131 225V223H129L130 221L128 220H126V219H124V220H122ZM209 218H208V220H209ZM247 218V219H246ZM66 221H64V220ZM68 219H69V221H70V223L68 224ZM117 219V218H116ZM154 219V220H153ZM167 220V222L169 221L168 219H170V221L166 224L165 223V221ZM203 219V220H202ZM218 219V220H217ZM16 220V221H15ZM118 220L119 219H117V222H116V220H114V222H116V223H118ZM153 220V221H152ZM165 220V221H164ZM173 220V221H172ZM216 220V221H215ZM249 220V221H248ZM259 220H261L260 222H259ZM15 221V222H14ZM19 221V222H18ZM60 221V220H59ZM112 221V222H111ZM110 222L111 223H113V220H111ZM158 222V223H155V222ZM236 221V220H235ZM9 222V223H8ZM18 222V223H17ZM125 222V223H124ZM126 222H128L130 225H128V223H126ZM153 222V223H152ZM162 222H164V223H162ZM203 222H204V224H203ZM211 222H213V224L212 225H214L213 227H212V225H211ZM243 224H242V223ZM248 222V223H247ZM253 222V224H251V223ZM9 225H11V224H13V225H11V226H9ZM110 223V224H111ZM170 223V224H169ZM175 225H174V224ZM177 223V224H176ZM179 223V224H178ZM205 223H206V225H205ZM222 223V224H221ZM250 223V224H249ZM261 223V224H260ZM6 224H7V226H6ZM19 224V225H18ZM109 224V225H110ZM173 224V225H172ZM182 224H183V226L185 227V231H184V228H183V226H182ZM257 224V225H256ZM261 226H260V225ZM112 225V224H111ZM108 226V227H110L111 229L110 230H112V226L114 225V226H116V224L115 223H113V225L112 226ZM205 227H204V226ZM237 225V224H236ZM58 226V225H57ZM60 227H61V225H59ZM58 226V228L56 227V226H54V227H56V228H54L55 229V231H57L56 229H60V227ZM65 226V227H66ZM172 226H173V228H172ZM201 226H203L202 228H200ZM226 226V227H225ZM246 226H248V227H246ZM250 226V227H249ZM12 227V228H11ZM17 227H19V228H17ZM145 227V228H144ZM167 227V228H166ZM17 228V229H16ZM192 228V229H193ZM225 228V229H224ZM228 228H227V230H228ZM260 228V229H259ZM12 230V232H11V230ZM15 229V230H14ZM158 229V230H157ZM172 230V231H168V230ZM173 229H174V231H173ZM181 231H180V230ZM202 231H201V230ZM206 229V230H205ZM217 231H216V230ZM231 229V228H230ZM10 230V231H9ZM16 230H18V232L16 231ZM53 230V229H52ZM176 230V231H175ZM200 230V231H199ZM219 230V231H218ZM258 230V231H257ZM13 231L17 234L16 236H15V233H13ZM182 231H184V232H182ZM199 233H198V232ZM205 231H207L208 232V234H206L205 233ZM262 231V232H261ZM8 232H11L10 234L8 233ZM114 232V231H113ZM165 232V233H164ZM168 232V233H167ZM174 232V233H173ZM176 232V233H175ZM179 232V233H178ZM223 232V233H222ZM249 231H248V233H250ZM257 232V233H256ZM3 233V234H2ZM5 233H7V235L9 234V235H11V236H9L8 235V237H10V238H6L7 236H6V234ZM111 233H112V231H111ZM110 233V234H111ZM115 233V232H114ZM113 233V234H114ZM151 233H155L154 235H153V237L154 238H152V235H151ZM162 233V234H161ZM169 235V234H171V236L173 237V238H171V236L169 237L167 234ZM180 233L182 234V235H180ZM157 234V235H156ZM165 234H166V236H165ZM180 235V236H178V235ZM211 234V235H210ZM250 234V235H251ZM112 235V234H111ZM151 235V236H150ZM155 235H156V237H155ZM249 235V234H248ZM263 235V236H262ZM149 236L151 237V239H147V237L149 238ZM168 236V237H167ZM204 236H206L205 238H204ZM221 236V237H220ZM18 238L19 240H17L16 238ZM167 237V238H166ZM180 237L182 238L181 239V241H180ZM221 239H220V238ZM256 237V238H255ZM160 238V239H159ZM202 238V239H201ZM210 239V242H209V239ZM255 238V239H254ZM162 239V240H161ZM205 239H207V240H205ZM14 240H17V241H14ZM149 240V241H148ZM174 240V241H173ZM177 240V241H176ZM202 240V242L205 240V241H207V242H203L202 243V245H201V242H199V241H201ZM219 240H221L220 242H219ZM225 240V241H224ZM143 241V242H144ZM146 241L147 242H149V243H146ZM150 241L151 242H153V243H150ZM158 241V242H157ZM185 241L188 243H186L185 245H182L183 243H185ZM240 241V242H239ZM174 242V243H173ZM178 242H179V244H178ZM217 242H218V244H217ZM224 242V243H223ZM5 243H6V246H5V251H6V253H11V250L9 249V248H12V253H13V251H14V253L16 254H14V256H13V254L11 253V254H5L4 252L2 253V250L4 251V249H2V248H4V245H5ZM10 243V244H9ZM157 244L156 245V247H155V244ZM159 243V244H158ZM205 243V244H204ZM247 243H248V245H247ZM250 243V244H249ZM260 243V244H259ZM17 244V245H16ZM148 244H150L149 246H148ZM152 244V245H151ZM160 244H161V247H160ZM163 244H165V246L163 245ZM179 245V246H176V245ZM204 244V245H203ZM207 244V245H206ZM222 244V245H221ZM226 244H227V242H226ZM56 245H58V244H56ZM59 245H60V243H59ZM58 245V246H59ZM143 245V246H144ZM189 247H188V246ZM214 245V246H213ZM218 245V246H217ZM251 245H252V248H250V250H246V249H248V247H251ZM10 246V247H9ZM168 246V247H167ZM175 246V247H174ZM193 246V247H192ZM201 246H202V248H201ZM205 246V247H204ZM212 247L211 249L212 250H210L209 248L210 247ZM234 246H235V248H234ZM245 246V247H244ZM254 246V247H253ZM259 246H261V247H259ZM160 247V248H159ZM180 247H182V249L180 248ZM183 247H185V248H183ZM187 247V248H186ZM192 247V248H191ZM205 249H204V248ZM16 248V249H17ZM158 250H157V249ZM168 248V249H167ZM177 248V249H176ZM206 248H207V254H206V252L204 251V250H206ZM237 248V249H236ZM254 248V249H253ZM9 249V250H8ZM165 249V250H164ZM175 249V250H174ZM186 249H188V251L186 250ZM191 249V250H190ZM229 249H231V250H229ZM8 250V251H7ZM186 250V251H185ZM210 250V251H209ZM239 250V251H238ZM242 252H241V251ZM261 250H263V252L261 251ZM180 252V255H181V257L179 258V255H178V253ZM184 251V253H182ZM197 251V252H196ZM228 251V252H227ZM251 251H254V252H252V256H250L251 255ZM261 251V252H260ZM170 252V253H169ZM178 252V253H177ZM205 252V253H204ZM241 252V253H240ZM244 252V253H243ZM152 253V254H151ZM161 255H160V254ZM246 253H248V254H246ZM250 253V254H249ZM255 253V254H254ZM257 253H258V255H257ZM5 254V255H4ZM174 254V255H173ZM176 254H177V256H176ZM203 254V255H202ZM226 254V255H225ZM262 254V255H261ZM3 255H4V257H3ZM11 255V257H14V258H12L11 260H10V258L11 257H8V256H10ZM146 255V256H145ZM173 255V256H172ZM201 255V256H200ZM204 255H206V256H204ZM229 255V256H228ZM5 256H7V257H5ZM112 256H114L113 257V260L112 261H109L108 262V260L110 259V257H111V255L109 256V258L108 257H106L105 259L107 260V262H106V260L104 259V260H102V261H105V262H102L103 264H111V263H114L115 261H114V259H115V257H116V259H118L117 257V254H115V255H112ZM143 256V257H142ZM162 256V257H161ZM172 256V257H171ZM203 256V257H202ZM244 256V257H243ZM3 257V258H2ZM155 257V258H154ZM170 257V258H169ZM173 257H175V259L173 258ZM178 257V258H177ZM227 257V258H226ZM108 258V259H107ZM153 258V259H152ZM224 258V259H223ZM7 259V260H6ZM15 259V260H14ZM55 259V258H54ZM112 259V258H111ZM115 259V260H116ZM157 259V260H156ZM160 259V260H159ZM163 259V260H162ZM168 259V260H167ZM178 259L179 260H181L180 262L178 261ZM202 259V260H201ZM230 259V260H229ZM236 259V260H235ZM263 259V260H262ZM51 263H53V259H52V257H51ZM56 260H57V258H56ZM147 260H149V261H147ZM167 260V261H166ZM7 261V262H6ZM11 261H13L12 263H11ZM118 260H116V262H117ZM152 261V262H151ZM252 261V262H251ZM256 261V262H255ZM54 262H56V261H54ZM111 262V263H110ZM184 262V263H183ZM146 263V264H147ZM48 264H50V260H49V262H48ZM54 264V263H53ZM248 264V263H247Z\"/></svg>",
	"mask_w": 264,
	"mask_h": 264
}]
</instances>
